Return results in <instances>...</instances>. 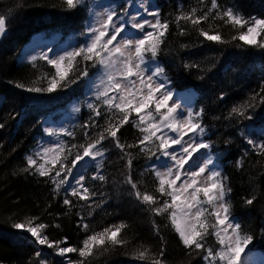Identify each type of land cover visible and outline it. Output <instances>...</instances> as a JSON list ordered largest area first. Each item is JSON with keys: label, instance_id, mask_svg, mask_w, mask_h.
Masks as SVG:
<instances>
[{"label": "trees", "instance_id": "obj_1", "mask_svg": "<svg viewBox=\"0 0 264 264\" xmlns=\"http://www.w3.org/2000/svg\"><path fill=\"white\" fill-rule=\"evenodd\" d=\"M151 1L159 10L160 18L171 22L155 63L165 68L170 89L196 93L192 110L203 109L202 122L207 130L203 139L211 143L209 153L228 177L227 184L232 190L229 196L232 216L242 225L243 231L253 234L249 248L264 253V155H258L242 135L248 127L264 130V103L260 99L264 97V49L233 40V36L246 29L233 28L220 19L213 21L210 18L199 28L210 34L219 32L224 43L208 41L197 28L183 21L180 27L187 31L181 35L174 22L176 16L192 8H197V15H202L210 8L211 0ZM218 3L221 9L232 7L245 18H264V0H218ZM89 7L87 0L75 9H68L64 0H0V15L7 17L6 31L0 39V124H3L0 128V264H40V261L62 264L61 257L53 249L36 244L25 232L13 227V224L33 217L38 218L36 223L49 226L45 234L50 240L67 238V243L61 246L79 247L90 234L80 227L81 217L89 224L90 231L127 224L121 235L130 243L100 255L92 264H147L131 256L140 245L150 247L155 253L163 246L164 264H205L196 252L188 254L189 250L181 243L166 215H154L147 205L130 194V185L123 182L125 162L118 158L119 150L109 141L105 144L111 151L105 156L101 170V174L108 177L107 181L91 179L96 170L93 163L84 166L85 185L97 193L88 203L69 195L75 205L69 208L63 203L66 196L63 189L56 195L54 185L47 177L23 171L27 167L25 155L44 135L43 120L54 121L56 111L77 99L83 100L88 77L52 93L30 92L27 87H47V82L39 78L45 73L50 76L55 70L40 58L34 62L35 66L33 63L19 64L18 55L37 33L61 39L70 36L76 47L83 45ZM98 70L99 66H89V76ZM18 83L26 87L18 88ZM254 96L256 99L253 100ZM246 102L255 105L247 113L251 119L236 115L228 118L234 106ZM89 115L90 110L82 103L76 121L70 127V131L75 132V139L64 136L63 141L85 143L79 126ZM89 131L94 135L97 130ZM118 135L121 142L134 143L140 133L129 124ZM131 151L138 153V149ZM240 158H243L242 167L238 168ZM155 161L156 157L148 159L139 154L133 161V179L138 182L141 192L159 195L155 192L157 181L151 173ZM252 196L256 199L247 205L245 199ZM154 223L160 227V236L154 230ZM56 224L60 227H55ZM207 243L213 248L218 247L212 236L208 237ZM36 251L41 252L39 258L35 256ZM67 257L73 261L79 259L75 253L67 254Z\"/></svg>", "mask_w": 264, "mask_h": 264}, {"label": "snow or ice", "instance_id": "obj_2", "mask_svg": "<svg viewBox=\"0 0 264 264\" xmlns=\"http://www.w3.org/2000/svg\"><path fill=\"white\" fill-rule=\"evenodd\" d=\"M64 3L68 9H75L83 5L84 0H64ZM133 7L137 8L134 13L130 11ZM197 12V8H192L176 16L174 22L180 28L181 35L187 31L180 27L183 21L197 28L208 41L224 43L219 32L210 34L199 28L202 22H208L210 18L213 21L220 19L233 28L246 29L233 36V40L238 39L248 47L264 49V18H245L232 7L221 9L218 0H211L210 8L202 15H197ZM170 23L160 18L158 9L150 10V5L144 0H139L138 4L134 0H123L121 5L113 6L104 18L97 19L88 27L85 33L89 37L87 43L54 58H50L48 53L39 57L55 71L50 76L45 73L39 78L47 82V87H27L26 90L30 92L52 93L89 77V66H99V70L96 80H89L94 96V101L86 105L90 110L89 118L79 126L86 138L85 143L69 144L58 140L51 146H42L34 156L26 157L27 167L23 171L47 177L54 185L56 195L63 189L66 192L63 203L69 208L75 206L69 195L88 203L97 193L85 185L84 174L74 176L73 170L80 162H85L86 166L87 161H96V170L91 179L106 182L108 177L101 174V170L105 156L111 151L105 144V141H109L119 150L118 158L125 162L123 182L130 185V194L141 204L147 205L154 215L167 216L181 243L189 250V255L196 252L205 264H243L242 253L252 244L254 236L251 232L243 231L242 225L232 216L229 200L232 190L227 184L228 177L215 167L211 153L204 156L194 170L185 168L194 153L210 149L211 143L203 139L207 131L202 122L203 109L193 111L189 108L181 113L180 106L173 101V91L168 87L165 68L155 63ZM6 27L7 17L0 15V36L5 33ZM129 28L139 35L132 38L124 35ZM36 60V56L31 57L34 66ZM150 62L153 64L151 70L148 67ZM16 87L26 86L18 83ZM260 99L264 103V97ZM254 107L251 102L234 106L228 118L236 115L251 119L247 113ZM75 111L79 112L80 108L77 107ZM101 119L102 124L99 123ZM129 124L138 129L140 136L134 143L121 142L118 134ZM2 127L3 124H0ZM90 129L97 131L92 135ZM45 132L49 136L64 135L75 139V132L64 128L59 132L46 128ZM242 135L258 155H264V137L258 141L245 133ZM132 149H138V153L134 154ZM139 154H144L148 159L156 157L160 162L159 167H151L157 181L155 192L159 195L141 192L138 182L133 179V161ZM242 159L237 160L238 168L242 167ZM38 160L42 162L38 163ZM57 164L58 168L55 167ZM70 177L74 179V184L70 183ZM255 199V196L246 198L245 203L251 205ZM88 206L92 208L91 204ZM36 220V217L29 218L13 224V227L30 233L36 244L53 249L56 255L66 259L67 264H92L100 255L130 243L121 235L127 224L90 231L89 224L84 223L81 217L80 227L90 234L85 236L79 247L61 246L67 243V238L50 240L45 234L49 226L36 223ZM54 226L60 227L59 224ZM154 230L160 236L159 225L154 223ZM209 236L215 238L218 247L208 245ZM160 238L163 241V237ZM70 253L77 254L79 259L73 261L68 258L67 254ZM35 256L39 258L41 252L36 251ZM131 256L147 264H164L163 246L159 253H155L150 247L140 245ZM40 264H47V261H40Z\"/></svg>", "mask_w": 264, "mask_h": 264}, {"label": "rangeland", "instance_id": "obj_3", "mask_svg": "<svg viewBox=\"0 0 264 264\" xmlns=\"http://www.w3.org/2000/svg\"><path fill=\"white\" fill-rule=\"evenodd\" d=\"M90 1V7L88 10V18L85 26V33L88 29V27L92 24L97 19H102L104 18L106 12L110 10L113 6H119V3H123V0H119V2H116L114 0H87ZM145 3L150 5V10H154V8L151 5L150 0H144ZM136 3H139V0L136 1ZM131 12L137 11L136 7H133L130 9ZM142 11V10H141ZM147 19H152V17H146ZM98 26V25H97ZM4 35V34H3ZM2 35V36H3ZM128 36L129 38L135 37L139 35L135 30L129 28L128 31L124 34ZM0 36V39L2 38ZM58 38L56 36H53L52 38H47L43 37L42 34H38L36 36H33L31 40L22 48L21 52L19 53L20 55V60L24 62H31V57L36 56L37 58L40 57L43 53H48L50 58H54L57 55H62L65 51H71L73 48H75L76 42L73 40H68L66 44L61 45L59 43ZM89 40V37L87 35H84V44L87 43ZM49 49H52L51 52H49ZM153 64L150 62L149 64V70H151ZM98 76V71L94 73L93 75L89 76L86 79V85H85V98L83 100L77 99L76 101H73L69 103L67 106L64 108L56 111L54 115L56 118L54 121L50 120L49 118L43 120V137L38 141L37 145L33 147L29 152L25 155V157L29 155L35 154L36 151H38L42 146H51L55 144L58 140L63 141L64 135L60 136H49L46 132L45 129H53L59 132L61 128L68 129L70 130V127L75 123L76 116L78 112L75 111L77 107L81 108V104L84 103V107L87 108V103L92 102L93 99V89L91 88V85L89 84V80H96V77ZM98 83V80L96 81ZM169 87V85H168ZM170 88V87H169ZM172 90V89H171ZM173 91V90H172ZM173 101L176 105L180 106L179 111L181 113L186 112L187 109L193 107V100H192V93L191 92H185V91H173ZM172 103V101H170ZM248 136L260 140L257 137L261 136L264 137V130L261 128H250L248 127L245 132ZM254 133V135H253ZM199 139V137H197ZM185 140H188V137H185ZM253 149V148H252ZM176 150L179 151L178 146H176ZM209 153V150H201L199 153H194L192 160L189 161L188 165H185L186 169L194 170L198 164L202 161L204 156H206ZM87 160V158H86ZM164 158L161 157V161H163ZM42 162L38 160V163ZM89 163H93L94 165L97 163L96 161H87V165ZM170 163V161L168 162ZM155 167L160 166L159 161H155L153 163ZM85 162H80L78 164L77 168L73 170L74 176H79L81 175L80 172L82 169H84ZM215 167L221 170V167L218 165V163L215 162ZM69 181L71 184H74V179L72 177L69 178ZM22 232H25L27 236L31 237V234L28 233L25 230H21ZM33 238V237H31ZM34 239V238H33ZM42 246V245H40ZM62 259V264H67V261L64 257H61ZM262 255L251 251L250 249H246L244 253H242V262L243 264H263L262 262Z\"/></svg>", "mask_w": 264, "mask_h": 264}]
</instances>
